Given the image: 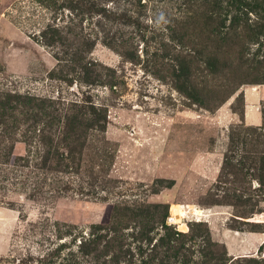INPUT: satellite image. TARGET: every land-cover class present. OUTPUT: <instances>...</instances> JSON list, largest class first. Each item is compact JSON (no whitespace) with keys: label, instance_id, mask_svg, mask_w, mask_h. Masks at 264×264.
Here are the masks:
<instances>
[{"label":"rangeland","instance_id":"rangeland-1","mask_svg":"<svg viewBox=\"0 0 264 264\" xmlns=\"http://www.w3.org/2000/svg\"><path fill=\"white\" fill-rule=\"evenodd\" d=\"M213 1L78 14L0 0V103L20 105L0 106V264H97L81 242L115 214L131 251L109 264H264V37L252 31L264 13ZM49 24L94 41L98 83L45 42ZM69 119L101 127L73 138ZM168 210L175 230L192 224L171 241L179 257L166 252Z\"/></svg>","mask_w":264,"mask_h":264},{"label":"trees","instance_id":"trees-1","mask_svg":"<svg viewBox=\"0 0 264 264\" xmlns=\"http://www.w3.org/2000/svg\"><path fill=\"white\" fill-rule=\"evenodd\" d=\"M39 1L45 3L46 6L51 7V9L55 11H58L61 9L62 13H64L63 11L65 9H69L71 13H78V14H83V13L101 14V12H104L106 10L105 6H103L102 4L103 1L105 0H39ZM250 1L251 2L245 1V0H227V6L225 7V10L230 12L231 8L229 7H234L236 4L240 3L246 6L247 5L250 6V4L254 5V7H256L257 9H260L264 13V0H250ZM213 6L221 7V1L214 0ZM262 18H264L263 14H262ZM70 28L71 27H69L68 29ZM63 31H64L63 28L58 27V24H49L45 29H43V31L41 32V35H42V38L45 40V42H47V44L55 45L61 42L63 46H66L67 48H65L66 49L65 53L67 56L64 60L68 63V65L70 66L71 62H73L72 64L73 70H75L76 67H80L81 74H83L82 78L86 82L98 83L101 80L102 75L100 72L92 69L89 66L91 63L86 60V55H85L87 51L92 49L94 45V41H91L89 38L85 40V36H83L80 33L75 34L74 36L73 30L64 31V32ZM252 31H253V37L256 38L257 42H260L259 38L262 36L264 37V22L257 24L254 28H252ZM229 35L230 33L224 38L228 37ZM77 36H80V37L83 36L84 41H82L81 43H78ZM242 66L244 65H240V67ZM187 94L193 99H195L196 101H198L195 98L197 95L196 93L187 92ZM22 98H24V100H22ZM30 100H31V97L29 96L22 97V95L20 94L13 95V101L19 104L22 103L23 101L24 104H26L25 108H28V111H31L32 109V110L41 111L42 114L44 115L45 114L48 115L49 112L45 108V106H42L40 104H33ZM9 101L0 103L2 111L5 113H8L9 110L11 109L15 110L18 108V106H20L18 104L12 105L11 102ZM96 119H99V118L97 117ZM80 123L81 121L78 123V125L74 124L72 119H69L66 123L67 127H69L66 130V136L73 135V138H79L80 133L83 132L85 129L93 128L94 127L93 125L97 126L98 124L97 120L95 122H88L86 125H84V123L80 125ZM80 126L81 127L84 126L85 129L81 130ZM99 126L101 127V124H98V127ZM50 140L53 141V138H50L49 141ZM167 213L169 216V210L166 211V214L163 217V222H162L163 227L166 229V238H165L166 240L165 245H167L166 252L169 249L175 248L176 256L179 257L181 248L179 249L175 245L171 244V241H174L175 239L173 238H175L176 236L178 239V237H184V235H187L189 233L191 234L192 224L189 225L188 231L175 230L172 225L168 224L167 222L168 216L165 219ZM111 221H113L111 224L107 223L103 225L94 226L91 236L89 238H85V240L81 242L80 251L84 255L92 256L94 260L97 262V264H100L101 262H102L101 264H109L110 259L105 258V256L106 255L109 256L111 254H112L111 261L113 263L119 262L127 256V252L129 254V252L131 251L130 248H127L125 252L122 249V246L124 245L120 241L121 238L124 237V234L122 231L123 230L122 228H124V224H123L124 220L122 219V217L118 216V214L117 215L115 214ZM98 231H100V233H98ZM152 250L155 252L157 250V247L154 246ZM167 254H165L164 257L165 256L167 257L169 255ZM159 264H164V259Z\"/></svg>","mask_w":264,"mask_h":264},{"label":"bare ground","instance_id":"bare-ground-1","mask_svg":"<svg viewBox=\"0 0 264 264\" xmlns=\"http://www.w3.org/2000/svg\"><path fill=\"white\" fill-rule=\"evenodd\" d=\"M181 207L182 206H179L177 209H173V217H172V220H174V219H177L178 218V211L180 210L181 212H182V210H181ZM187 210V209H186ZM201 209H196V212H198V213H201V211H200ZM182 213H184V212H182Z\"/></svg>","mask_w":264,"mask_h":264}]
</instances>
